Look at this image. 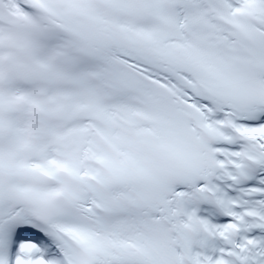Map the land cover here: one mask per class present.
Here are the masks:
<instances>
[{
	"label": "snow or ice",
	"instance_id": "obj_1",
	"mask_svg": "<svg viewBox=\"0 0 264 264\" xmlns=\"http://www.w3.org/2000/svg\"><path fill=\"white\" fill-rule=\"evenodd\" d=\"M0 264H264V0H0Z\"/></svg>",
	"mask_w": 264,
	"mask_h": 264
}]
</instances>
